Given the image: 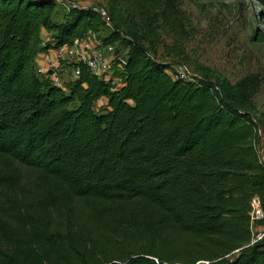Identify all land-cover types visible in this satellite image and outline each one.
I'll list each match as a JSON object with an SVG mask.
<instances>
[{"label":"trees","instance_id":"trees-1","mask_svg":"<svg viewBox=\"0 0 264 264\" xmlns=\"http://www.w3.org/2000/svg\"><path fill=\"white\" fill-rule=\"evenodd\" d=\"M56 3L0 0V264H264L262 78L175 80L158 49L181 56L194 38L183 1L107 0L121 87L78 64L65 91L35 71L42 32L58 46L106 27Z\"/></svg>","mask_w":264,"mask_h":264},{"label":"rangeland","instance_id":"rangeland-1","mask_svg":"<svg viewBox=\"0 0 264 264\" xmlns=\"http://www.w3.org/2000/svg\"><path fill=\"white\" fill-rule=\"evenodd\" d=\"M58 15L69 10V3L93 4L107 7V0H56ZM183 9L191 17L196 34L183 45L184 51L177 56L168 48L158 49L159 61L170 65L172 72L183 71L188 80L198 75V68L212 71L217 76L235 84L248 75L262 78L260 91L255 95L253 115L264 121V0H182ZM111 28H104L101 38L111 34ZM104 43V42H103ZM171 47L174 42L166 40ZM119 59H125L127 43L115 44ZM176 60L174 64L173 61ZM120 60L113 63L114 78L122 77ZM198 67V68H197ZM104 105L98 107L103 109ZM264 132V128L261 129ZM264 146L260 138L258 148ZM264 231V227L254 226L253 235Z\"/></svg>","mask_w":264,"mask_h":264},{"label":"built area","instance_id":"built-area-1","mask_svg":"<svg viewBox=\"0 0 264 264\" xmlns=\"http://www.w3.org/2000/svg\"><path fill=\"white\" fill-rule=\"evenodd\" d=\"M89 7L93 8L99 14L106 28L113 29L107 8L88 6L76 2L69 3V10L72 8ZM93 36L94 35H88L85 38L77 39L72 44L54 45L51 50L55 55V59L51 58L49 55H44L45 66L38 68L37 75L50 82L51 85L68 91L69 85L81 75L80 68L77 67V65L84 64L91 74L103 78L110 83L112 90L119 89L122 80L120 77L114 78L113 63L120 60L119 66L123 69V65L127 60V54L125 59H119L114 44H96L92 40ZM168 73L175 80H188L186 78V73L183 71L172 72L168 70ZM101 105L107 106V100L101 99L96 102L95 109L100 111L98 107ZM251 209V221L254 227L259 221L264 219V212L258 198L252 201ZM263 239L264 231L258 233L256 236L253 235L252 244L262 241Z\"/></svg>","mask_w":264,"mask_h":264},{"label":"crops","instance_id":"crops-1","mask_svg":"<svg viewBox=\"0 0 264 264\" xmlns=\"http://www.w3.org/2000/svg\"><path fill=\"white\" fill-rule=\"evenodd\" d=\"M88 6H94V5L93 4H89ZM56 7H57V3H56ZM57 12H58V9H57ZM53 35H54L53 33H49V32H46V31L42 32L43 41H44L45 45H47V49L39 54V56H38V58H37V60H36V62L34 64V68H35L36 73H37V70H38L39 67H44L45 66L44 58H43L44 55H49L51 58L55 59V55L53 54V52L51 50V48L55 45L53 43ZM92 40L96 44L103 43V38L100 37V34L99 35H94L92 37ZM120 87H121V85L119 86V88ZM260 152H261L262 159L264 161V149L261 148Z\"/></svg>","mask_w":264,"mask_h":264}]
</instances>
